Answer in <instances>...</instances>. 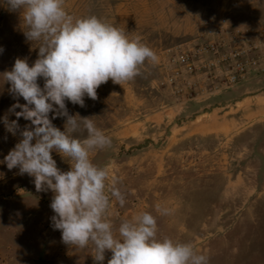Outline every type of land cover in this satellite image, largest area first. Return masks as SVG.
I'll return each instance as SVG.
<instances>
[{"label":"rangeland","instance_id":"obj_1","mask_svg":"<svg viewBox=\"0 0 264 264\" xmlns=\"http://www.w3.org/2000/svg\"><path fill=\"white\" fill-rule=\"evenodd\" d=\"M64 7L74 18L94 15L138 38L157 56L133 80L102 84L96 100L84 98L85 107L66 101L70 115L92 118L111 139L90 160L107 167L125 195L123 207L110 200L106 218L114 232L148 212L158 238L191 244L207 264H264V64L247 80L186 103L164 84L168 54L198 43L212 20L227 33L248 30L249 42H264V0H65ZM26 30L20 12L0 0V73L16 58L30 66L37 59L39 44L26 39ZM38 83L43 87V79ZM9 88L0 77V118L16 102ZM52 122L64 130V118ZM19 139L0 120V161ZM51 154L61 171L70 170L67 160ZM33 179L0 163V264H94L93 245L71 248L53 230V193L37 192ZM157 205L170 214L158 213ZM111 255L105 253L104 264Z\"/></svg>","mask_w":264,"mask_h":264},{"label":"clouds","instance_id":"obj_2","mask_svg":"<svg viewBox=\"0 0 264 264\" xmlns=\"http://www.w3.org/2000/svg\"><path fill=\"white\" fill-rule=\"evenodd\" d=\"M2 3L20 12L26 39L39 46L31 66L16 58L11 70L0 73L16 101L0 120L6 132L20 137L0 163L34 178L37 192L53 193L51 227L61 232L62 242L77 250L93 245L94 264H104L106 252L112 253L107 264H207L191 244L158 238L157 220L148 212L124 220L114 232L106 218L110 200L123 207L125 195L108 168L90 160V153L110 147L111 139L92 118L70 115L66 106L68 101L85 107L84 98L96 100L97 89L110 79L120 85L133 80L146 61H157L153 50L94 15L74 18L65 10V0ZM20 118L30 123L21 128ZM56 118L65 119L63 131L53 124ZM78 133L86 135L78 139ZM52 152L67 160L70 170L61 171ZM156 210L170 214L159 205Z\"/></svg>","mask_w":264,"mask_h":264},{"label":"built area","instance_id":"obj_3","mask_svg":"<svg viewBox=\"0 0 264 264\" xmlns=\"http://www.w3.org/2000/svg\"><path fill=\"white\" fill-rule=\"evenodd\" d=\"M196 44H185L171 50L164 64V84L180 103L206 93L235 86L262 71L264 42H249V31L227 33L215 20Z\"/></svg>","mask_w":264,"mask_h":264},{"label":"water","instance_id":"obj_4","mask_svg":"<svg viewBox=\"0 0 264 264\" xmlns=\"http://www.w3.org/2000/svg\"><path fill=\"white\" fill-rule=\"evenodd\" d=\"M35 264H47V262H44V261H36Z\"/></svg>","mask_w":264,"mask_h":264}]
</instances>
